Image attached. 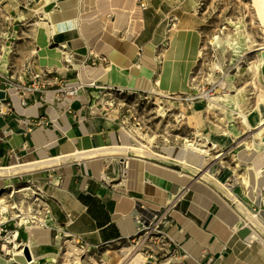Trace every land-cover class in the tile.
Segmentation results:
<instances>
[{"label": "crops", "instance_id": "obj_1", "mask_svg": "<svg viewBox=\"0 0 264 264\" xmlns=\"http://www.w3.org/2000/svg\"><path fill=\"white\" fill-rule=\"evenodd\" d=\"M201 1L113 0L114 10L109 2H100L101 7L85 15L90 16L84 21L90 28L89 51L99 55L74 52L71 62L59 70L64 82L81 79L148 92L135 87L140 76L150 75L148 69L137 65L143 55L169 47L168 37L174 24L182 29L200 28L202 22L194 21L191 25L188 20L198 11ZM114 25L118 27L112 34ZM165 43L167 46L162 49ZM30 59L25 58L16 67L20 69ZM34 61L38 63L36 58ZM83 67L90 72V77L84 80L80 76ZM101 73L106 79L97 78ZM53 88L46 86L31 94L26 106L12 90L8 94L0 90V99L8 97L14 106V114L0 115V165L43 159L75 148L134 146L132 138L120 129L116 113L105 115L97 111L98 89L89 88L74 98H62L56 96ZM40 118L47 123H35ZM7 129L11 133L5 134ZM151 131V134L160 132L155 124ZM168 135L173 141V135ZM151 136L142 153L70 161L33 175L44 185L50 209L49 227L31 235L36 254L50 258L63 233L77 236L92 246L115 245L135 234L137 201L149 209H161L181 189L188 188L163 222L169 236L187 254L171 264H202L210 255L214 257L213 264H264V232L249 221L252 229L242 235L248 228L242 219L247 218L238 204L242 201L253 212L264 209L262 205L250 193L244 195L243 187H232L237 196L234 198L211 180L202 177L196 181L197 171L175 160L183 150L179 142L165 143L158 138L152 143ZM240 164L244 166L245 162L241 160ZM252 230L261 238H251Z\"/></svg>", "mask_w": 264, "mask_h": 264}, {"label": "bare ground", "instance_id": "obj_2", "mask_svg": "<svg viewBox=\"0 0 264 264\" xmlns=\"http://www.w3.org/2000/svg\"><path fill=\"white\" fill-rule=\"evenodd\" d=\"M37 7L34 10L35 21L32 29L34 37V54L39 57V65L43 68L56 67L58 69L64 68L66 61L71 60V53L77 52L82 54H96L94 50L89 51L87 34L90 31L89 24H86L85 19L89 16V12L94 11L100 6V2L104 0H36ZM111 5L114 10L113 0H105ZM14 3L19 5L20 1L15 0ZM201 3V2H199ZM246 7H252L254 10L255 19L254 24H257L262 30V41H259L253 33L247 29L246 21L240 18V23L237 25L235 32L225 34L223 31L220 35H215L212 42L215 46L220 47L222 44L235 48L240 43L243 37L244 44L249 53L252 50H258L257 58L250 61L248 72L251 74L249 81L243 86H237L234 82L226 83L222 81V85L227 91H236L230 97L233 104L231 110H228L221 96H213L212 94L205 93V87L200 88L195 85L196 79L193 78L195 67L198 65L200 58L203 57L202 52V34L200 30L193 27L185 29L179 28L176 24L171 28L169 34V47L161 52H153L143 55L141 62L137 67H145L150 71L149 76H140L135 87L139 89L148 90L155 94V103L162 107L164 99L174 98L172 94L178 91L187 92L193 88L198 87L201 90V96L207 99L204 111L207 113L217 112L219 110L224 116L221 117L222 123L226 126L219 125L222 129V135L218 142L212 141L209 136L196 131V135L200 138L191 139L183 137L184 145L180 156H176L175 160L183 164L184 167H193L199 176L196 181H200L202 177L209 178L224 187L235 198L233 194V185L223 183L216 176L210 173V160L219 158L223 155L216 154L219 146H223V140L227 136L239 137L240 130L236 124H230V121H237L244 129L252 132V139L246 141V148L239 154L240 159L245 162L246 172L239 174L240 180L238 183L244 184L248 189L251 197L258 204H264V87L261 82L264 81V0H249L246 2ZM191 16V15H190ZM191 25L203 22V18L199 17V13L194 11L191 18H189ZM116 25L113 26V32L117 30ZM226 28V27H225ZM53 44H56L53 46ZM4 53L9 55L12 51L11 46L4 47ZM115 66V65H114ZM116 69L119 67L115 66ZM219 68V66H216ZM154 75H156L155 78ZM81 78L84 80L90 77L88 68L83 67ZM97 78L106 79L105 75L101 73ZM254 89L259 90V98L257 103L252 102L253 94L257 93ZM200 112L190 116L197 128L200 127L202 120L199 118ZM206 139L205 141H201ZM151 140V139H150ZM149 140V141H150ZM258 140V141H257ZM152 141V140H151ZM211 141V143H210ZM70 146V145H69ZM144 147H148L143 145ZM71 147V146H70ZM144 147L140 145L134 146H100L97 148H86L82 150L70 149L65 153L50 155L43 159H34L25 162H14L10 165H0V186L4 184L8 177L21 173H27L34 170L44 169L51 166H56L70 161L82 162L87 159L95 157L119 156L127 155L129 152H144ZM223 148V147H222ZM225 149V148H224ZM249 161V162H248ZM248 162V163H247ZM240 166V164L238 165ZM201 171H203L201 173ZM6 176V177H3ZM9 180V179H8ZM238 206L243 211L246 220L242 219V224L252 222L257 228L264 232V209L260 211H251L242 201ZM41 230L39 227L31 228V235L38 233ZM47 234V233H46ZM30 235L29 240L22 241L17 238L16 234L13 238L14 248H8L2 245L9 252L23 253L19 251V247L25 246V249L30 247L33 254V261L22 256H15L13 260L9 261L5 258H0V264H83L80 255L74 254V246L69 241L64 242V247L61 242H58V249L51 253L50 258L46 256H39L36 254L33 247L35 240ZM44 239L45 233L41 234ZM251 238H261V236L252 230ZM65 250L67 254L65 256ZM128 250H125L127 252ZM11 252V253H12ZM72 257V258H71ZM139 259L135 257L129 264H139ZM97 264V263H96Z\"/></svg>", "mask_w": 264, "mask_h": 264}, {"label": "built area", "instance_id": "obj_3", "mask_svg": "<svg viewBox=\"0 0 264 264\" xmlns=\"http://www.w3.org/2000/svg\"><path fill=\"white\" fill-rule=\"evenodd\" d=\"M203 3L202 0L198 8ZM142 6L146 7L145 4H142ZM100 59L105 60V57H100ZM69 62L66 61V63ZM59 70L55 67H40L36 65L33 59L28 60L20 69L12 62L2 63L0 61V90L6 94L12 90L20 98L21 104L26 106L29 103L30 95L45 89L46 86H52V88L55 86L53 91L56 93V96L62 98H74L89 88H96L100 92L97 111L105 115H108L109 112L116 113L117 118L121 121L120 129L132 138V145L147 146L149 135H152L150 138L152 139V143L157 141L158 138H162L165 143H174V141L178 143V135L176 134H173V141L167 133L159 132V134H151L152 125L156 124L154 119H158V122H161L166 118L169 111L149 115L150 113L146 111H138L135 107L129 106L127 97L136 96L139 94V91L100 85L96 81L84 82L81 79L74 82H64L65 77L60 74ZM180 94V100L190 101L191 103L194 100H203L202 96L191 91ZM104 97H107V100H104ZM176 97L178 96L174 98ZM124 111L128 113L129 117L124 114ZM186 112L188 111L174 112V119L176 120L177 117L179 120L184 119ZM12 114H14V106L11 99L8 97L1 98L0 115L10 116ZM35 123L43 125L47 122L40 118ZM4 133H11V129L5 130ZM197 138L199 139L200 136ZM191 139L195 138L192 137ZM184 140L183 138L182 144H184ZM230 142L233 143L235 140ZM231 143H227L226 146ZM44 169L10 176L8 177L9 180L7 179L0 186V258H5L9 261L13 260L15 256L27 258L25 246L19 247V251L23 249V253L16 251H11V253L3 248L2 245H6L9 249L14 248L13 238L16 234L18 235L17 238L22 241H28L32 227H39L41 229L49 227L48 216L50 209L46 190L44 185L37 178L33 177L36 172ZM125 174L126 171L123 169L122 175L124 177ZM187 191L188 188L181 189L167 205L157 210L149 209L142 202L137 201L135 212L137 229L135 234L115 244L118 245L119 251L125 254L122 264H129L135 257L139 259V264H171L181 257H187V254L183 251L181 252V246L172 240L163 225L167 215L177 206L178 201L185 196ZM246 225L248 228H251L250 223ZM23 235H26V237ZM63 237L73 244L74 254H79L82 262L87 261V264H106L103 257L105 252L102 254L101 250L105 248L104 251L110 252L112 250L108 248L114 245L102 244L92 246L70 233H63ZM66 240L62 242V247H64ZM28 250L29 261L31 262L33 261V254L30 247H28ZM125 250L128 251L125 252ZM66 254L67 251L65 250V256ZM213 261L214 257L210 255L203 260L202 264H213Z\"/></svg>", "mask_w": 264, "mask_h": 264}, {"label": "rangeland", "instance_id": "obj_4", "mask_svg": "<svg viewBox=\"0 0 264 264\" xmlns=\"http://www.w3.org/2000/svg\"><path fill=\"white\" fill-rule=\"evenodd\" d=\"M14 1L15 0H0V61L2 63L12 62L18 67L25 58H31L33 60L36 58L38 60L36 65H39V57L34 54V37L32 35V29L35 27L33 23L36 19L34 10L38 2L36 0H19V5H16ZM203 2L204 3L202 5L200 4L197 11L199 16L203 18L202 25L198 28L202 34L203 57L200 58L192 76L196 79L195 85H198L200 88L205 87V93L209 92L213 96L223 97L224 100L220 102L224 104L228 110H231L233 104L230 101V97L233 96L236 91H227L223 88L222 81L226 83L234 82L237 86H243L249 81L251 76L248 72L249 63L257 58L259 51L252 50L245 54V51L248 49L244 44L243 37H241L240 43L236 45L235 48L224 44L220 47L215 46L212 39L215 35L223 37L224 35L221 31L225 34L233 33L237 25L243 27L240 23V18H244L248 31L253 33L259 41H262V30L257 24L253 23L255 15L252 7H246L245 5L249 0H203ZM55 45L56 44H53V46ZM7 46L12 47V51L9 55L5 54L3 51L4 47ZM166 46L165 43L161 45V48L164 49ZM72 54L73 53H71V55ZM216 66H219V68ZM261 85L264 87V81L261 82ZM198 87L193 88L191 92L201 96L202 93ZM254 90L256 91V89ZM256 92L257 93L251 95L253 96L251 99L253 104L257 103L259 98H263H258L257 94H259V90ZM180 93L181 92H178L173 95L178 96L176 98L164 99L162 107H159V105L155 103V94L149 91H139V94L136 96L127 97V101L129 106L135 107L138 111H146L150 113L149 115H156L163 111H169L166 118L161 122H158V119H154V122L160 132L178 135L177 138L181 140L178 141L179 146L184 145L182 144L183 137H193L196 139L200 136L196 135L198 129L205 135L207 134L212 141L218 142L223 133L219 125L226 128L221 120V117L224 115L220 113L219 110L210 113L204 111L207 102L206 98L203 97V100L200 101L198 99L191 103L190 101L180 100ZM104 100H107V97H104ZM177 111L188 112L185 113L184 119L179 120L177 117L175 120L174 112ZM197 112H200L198 116L202 120L199 128L190 120V116L193 114L195 115ZM230 124H236L241 135L239 137H232L230 135L223 140V146H219L216 152V154L223 153V155L209 161L210 173L228 186L231 184L234 188L238 186L243 187L246 189L243 194L249 195V189H247L244 184H238L240 180L239 174L246 172V165L242 166L243 164H240L241 159L239 154L246 148L245 142L252 139L253 131H247L237 121H230ZM233 140H235V142L231 143L230 141ZM201 141H205V139ZM227 143L231 144L226 146ZM239 164L240 166H238ZM202 172L203 171H201V173ZM203 179L209 180V178L205 177H203ZM211 181L219 186L217 182ZM234 188H232V191ZM237 190L240 193V189ZM233 193L235 192L233 191ZM261 205L262 208H264V204ZM23 236L26 237V235ZM61 236L60 242L62 243L66 238L63 237V235ZM118 248V245H113L108 248L112 250L110 252L104 251L105 248L101 250L102 254L105 252L103 257L106 264H122L125 254L121 253ZM83 264H87V261H84Z\"/></svg>", "mask_w": 264, "mask_h": 264}, {"label": "water", "instance_id": "obj_5", "mask_svg": "<svg viewBox=\"0 0 264 264\" xmlns=\"http://www.w3.org/2000/svg\"><path fill=\"white\" fill-rule=\"evenodd\" d=\"M249 231H250L249 228L244 229V230L242 231V235H244V236L247 235V234L249 233ZM26 256H27L28 259L30 258V256H29V250H28V249H26Z\"/></svg>", "mask_w": 264, "mask_h": 264}]
</instances>
